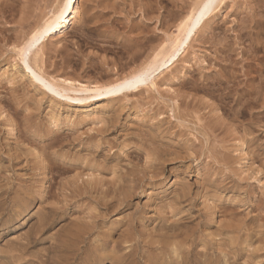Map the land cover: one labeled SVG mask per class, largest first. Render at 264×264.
Instances as JSON below:
<instances>
[{"label":"rangeland","instance_id":"obj_1","mask_svg":"<svg viewBox=\"0 0 264 264\" xmlns=\"http://www.w3.org/2000/svg\"><path fill=\"white\" fill-rule=\"evenodd\" d=\"M200 1L76 0L66 28L46 37L25 63L19 49L66 0H0V264H264V0H214L208 21L174 48V58L150 76L147 88L120 102L84 91L65 93L78 100H54L27 69L81 90L134 74L154 54L185 40L182 25ZM50 139L57 142L45 147ZM13 153L18 160L7 159ZM70 162L82 168L74 169L77 176L83 172L82 181L110 182L124 174L130 180L135 172L142 186L128 208L107 213L96 204L100 192L80 191L72 200ZM49 208L61 218L53 227L45 225ZM72 221L97 224L82 251L63 243Z\"/></svg>","mask_w":264,"mask_h":264},{"label":"bare ground","instance_id":"obj_2","mask_svg":"<svg viewBox=\"0 0 264 264\" xmlns=\"http://www.w3.org/2000/svg\"><path fill=\"white\" fill-rule=\"evenodd\" d=\"M213 1L214 0H202V1H200L199 3H198V6L197 7H195L194 8V10L191 12V14L186 18V21H185V23L183 24V22H182V36H183V38L185 37V40L184 41H180V43H178L177 45H176V43L175 42H173V43H175V45H173L172 46V48L173 49H171L172 51H169V53H167V54H162V53H160V52H163V51H157V52H159L160 53V55H159V53H156V54H154V56H153V58H152V60L148 63V65L145 67L144 66V68H142L141 70H139L138 72H133L134 74H131V75H128V76H125V77H123V78H121V79H118V80H113V82H110V81H108V82H106L107 84H102V85H95L94 86V89L93 88H89V89H86V88H84V89H76V88H67V87H65L64 85H59V84H57V83H54L53 81L52 82H50V81H47L46 79H45V77H43V75L41 74V73H38V72H36L32 67H30V66H27V69L29 70V72L31 73V75H32V77L35 79V81H37L38 83H41L45 88H47V90L49 91V92H51L52 93V98L54 99V100H57V101H61L62 99H64L65 97L67 98V99H71V100H78L77 98H75V96L74 97H69V96H67V94H65V93H67V92H73V93H79V92H92L93 93V95L92 96H94V97H104V98H106L107 100H109V101H116V100H121L122 98H125V97H127L128 95H131V94H135V93H139V92H141L142 90H143V88H145L146 86H147V83H148V81H149V79H150V76L152 75V74H154L156 71H158L164 64H166V62H168V61H171L172 60V58H174V56H175V47L176 46H181L182 47V45H184L185 43H186V41L188 40V38L190 37V35L194 32V30L200 25V23L201 24H204V21L209 17V15H210V13H211V11H212V8H213V5H212V3H213ZM216 1V0H215ZM214 1V2H215ZM221 1H223V0H221ZM220 1V2H221ZM75 2H76V0H66V3L64 4V6L61 8V10H58V12L55 14V15H53V17L52 18H50L49 20H47V21H45L44 22V24H43V26H41L40 28H38V30H35L32 34H31V36H30V38L24 43V45L23 46H21V48L19 49V54L23 57V61L26 63V62H28V60H30V55L32 54V55H37V53H35V48H37L39 45H41L42 43H43V41H44V39L46 38V37H51V35H53V34H56V33H59V32H62L65 28H66V23H67V21H68V19H70L69 17H70V15L73 13V11H74V4H75ZM198 2V1H197ZM226 3V2H225ZM214 4V3H213ZM222 4V3H221ZM194 5V4H193ZM218 5V4H217ZM224 5V4H223ZM222 5V6H223ZM195 6V5H194ZM193 7V6H192ZM224 7V6H223ZM216 7H214L213 9H215ZM212 14V13H211ZM207 21H208V19H207ZM206 21V22H207ZM200 28L202 27V26H199ZM198 29V28H197ZM181 36V37H182ZM180 37V38H181ZM172 43V44H173ZM154 50V49H153ZM164 50H167V48L166 49H164ZM165 53V52H164ZM35 61H34V64H35V66L36 67H38V59L36 58V59H34ZM31 62H32V59H31ZM33 64V65H34ZM26 67V66H25ZM112 69V68H111ZM119 69V68H118ZM122 69V68H121ZM138 70V69H137ZM5 76V75H4ZM152 77V76H151ZM4 78V77H3ZM60 79V78H59ZM7 80V79H6ZM9 80V79H8ZM11 80V79H10ZM60 81V80H59ZM6 82V81H5ZM64 82V81H63ZM69 82V81H68ZM159 82V81H158ZM12 83H13V81H12ZM71 83V82H70ZM72 85V84H71ZM12 86V85H11ZM147 88V87H146ZM9 89H11V88H9ZM149 89V88H148ZM145 92V91H144ZM69 94V93H68ZM46 95V94H45ZM89 97H91V96H89ZM31 99V98H30ZM85 99V98H84ZM15 100V99H14ZM17 101V100H16ZM125 101V100H124ZM120 102V101H119ZM123 103V102H122ZM122 103H121V105H122ZM118 105V104H117ZM117 105H116V107H117ZM115 106V105H114ZM124 106V105H123ZM24 107V106H23ZM110 107V106H109ZM118 108V107H117ZM17 110H18V108H16ZM105 109V108H104ZM124 109H125V107H124ZM123 109V107H122V109L120 110L119 109V111H122V110H124ZM16 110V111H17ZM21 111V110H20ZM108 111V110H107ZM113 111V110H112ZM111 111V112H112ZM117 111V110H116ZM2 112V111H1ZM105 112V111H104ZM115 112V111H114ZM16 113V112H15ZM27 113V112H26ZM120 113H122V112H119V114ZM22 114V113H21ZM3 115L4 114H2V116H0V117H3ZM36 115H37V113H36ZM117 115V114H116ZM19 116V115H18ZM26 119H30L31 118V116L29 115V114H24L23 115ZM33 116V115H32ZM114 116V115H113ZM149 116V115H148ZM156 116V115H155ZM116 117V119H117V117H118V115L117 116H115ZM114 117V118H115ZM150 117V116H149ZM18 118V117H17ZM109 118H111V117H109ZM114 118H113V121H114ZM148 118V117H147ZM23 119V118H22ZM106 119V118H105ZM20 120H21V118H20ZM118 120V119H117ZM33 121H35V120H33ZM37 121V120H36ZM148 121V120H147ZM146 121V122H147ZM15 122V121H14ZM28 122V121H27ZM26 122V123H27ZM61 122V121H60ZM84 122H85V120H84ZM143 122V121H142ZM150 122H151V120H150ZM3 123V122H2ZM10 123V122H9ZM8 123V124H9ZM54 123V122H53ZM74 123V122H73ZM81 123V122H80ZM79 122H78V124H80ZM105 123V122H104ZM159 123V122H158ZM157 123V124H158ZM7 124V123H6ZM5 124V125H6ZM12 124V123H11ZM37 124V123H36ZM70 124V123H69ZM68 124V125H69ZM108 124V123H107ZM26 125V124H25ZM56 125H57V123H56ZM64 125H67V124H65L64 123ZM106 125V124H105ZM119 125V124H118ZM161 125V123L159 124V126ZM23 126V125H22ZM39 126V125H38ZM60 126V125H59ZM74 126V125H73ZM54 127V126H53ZM63 127V126H62ZM105 127V126H104ZM110 127V126H109ZM114 127V126H113ZM112 127V128H113ZM118 127V126H117ZM147 127V126H146ZM155 127V126H154ZM19 128H21V127H19ZM27 128H29V127H27ZM36 128V127H35ZM41 128V127H40ZM68 128H69V126H68ZM111 128V127H110ZM110 128H108V129H110ZM159 128V127H158ZM67 129V128H66ZM78 129V128H77ZM82 129V128H81ZM114 129V128H113ZM142 129H143V127H142ZM156 129V128H155ZM12 130V129H11ZM27 129H25L24 131H26ZM38 130V129H37ZM41 130V129H40ZM43 130V129H42ZM56 130V129H55ZM69 130V129H68ZM75 130V129H74ZM104 130V129H103ZM125 130V129H124ZM139 130H140V128H139ZM158 130V129H157ZM206 130V129H205ZM204 130V131H205ZM23 131V132H24ZM35 131V130H34ZM52 131V130H51ZM59 131V130H58ZM95 131H96V129H95ZM99 131H101V130H99ZM106 131H108V130H106ZM130 131V130H129ZM128 131V132H129ZM145 131V130H144ZM162 131V130H161ZM203 131V132H204ZM0 132H1V130H0ZM37 132V131H36ZM53 132V131H52ZM56 132V131H55ZM61 132V131H60ZM139 132V131H138ZM142 132V131H141ZM14 133V132H13ZM18 133V132H17ZM28 133V132H27ZM35 133V132H34ZM33 133V134H34ZM68 133H70V132H68ZM75 133V132H74ZM77 133V135H79L78 133H79V131L78 132H76ZM93 133H94V131H93ZM99 133V132H98ZM103 134H104V132H102ZM106 133V132H105ZM113 133V132H112ZM150 133V132H149ZM162 133V132H161ZM168 133V132H167ZM20 134V133H19ZM65 134V133H64ZM67 134V133H66ZM72 134V133H71ZM82 135H84L83 133H81ZM95 134H97V131H96V133ZM131 134V133H130ZM137 133H135V135H136ZM139 134V133H138ZM148 134V133H147ZM10 135H12V133L10 134ZM21 135V134H20ZM50 135V134H49ZM101 135V134H100ZM129 135V134H128ZM133 135V134H132ZM134 135V136H135ZM149 135V134H148ZM156 135V134H155ZM159 135H160V133H159ZM165 135V134H164ZM206 135V134H205ZM55 136V135H54ZM58 136V135H57ZM125 136V135H124ZM138 136V135H137ZM136 136V137H137ZM150 136V135H149ZM168 136V135H167ZM22 137V136H21ZM32 137H34V136H32ZM31 137V138H32ZM37 137V136H36ZM78 137V136H77ZM90 137V136H89ZM91 137H92V135H91ZM100 137V136H99ZM101 137H102V135H101ZM105 137V136H104ZM154 137V136H153ZM164 137V136H163ZM175 137V136H174ZM39 138H40V136H39ZM38 138V139H39ZM52 138V137H51ZM55 138V137H54ZM76 138V137H75ZM74 138V139H75ZM86 138V137H85ZM84 138V139H85ZM88 138V137H87ZM103 138V137H102ZM158 138H160V137H158ZM169 138V137H168ZM42 139V138H41ZM46 139V138H45ZM151 139H153V138H151ZM155 139V138H154ZM165 139H167V138H165ZM3 140H5V138H3ZM27 140V139H26ZM156 140V139H155ZM170 140V139H169ZM40 141H42V140H40ZM66 141V140H65ZM79 141H80V139H79ZM83 141V140H82ZM109 141V140H108ZM143 141V140H142ZM141 141V142H142ZM151 141V140H150ZM185 141V140H184ZM188 141V140H187ZM1 142V141H0ZM5 142V141H4ZM39 142V141H38ZM57 141H56V139L54 140V139H50L49 140V143L47 144V145H45V147H47V146H50V145H53V144H55ZM60 142V141H59ZM71 142H73V141H71ZM76 142V141H75ZM101 142V141H100ZM106 142V141H105ZM152 143H150L151 145L154 143L155 144V142H153V140L151 141ZM2 143H3V141H2ZM6 143V142H5ZM8 143V142H7ZM35 143V142H34ZM74 143V142H73ZM80 143V142H79ZM85 143H87V142H85ZM90 143H92V142H90ZM102 143V142H101ZM159 143V142H158ZM82 144H83V142H82ZM172 144V143H171ZM12 145V144H11ZM16 145V144H15ZM65 145V144H64ZM63 145V146H64ZM85 145V144H84ZM106 145V144H105ZM166 145H168V144H166ZM191 145V144H190ZM61 146H62V144H61ZM80 146V145H79ZM94 146V145H93ZM182 146V145H181ZM188 146V145H187ZM4 147V146H3ZM7 147V146H6ZM5 147V148H6ZM11 147V146H10ZM19 147V146H18ZM42 147V146H41ZM69 147V146H68ZM68 147H67V149H68ZM70 147H72V145L70 146ZM69 147V148H70ZM95 147V146H94ZM106 147V146H105ZM149 147V146H148ZM156 147V146H155ZM154 147V148H155ZM162 147V146H161ZM191 147V146H190ZM193 147V146H192ZM63 148V147H62ZM92 148V147H91ZM102 148V147H101ZM171 148V147H170ZM176 148V147H175ZM178 148V147H177ZM2 148L0 147V150H1ZM12 149V148H11ZM16 149H19V148H17L16 147ZM16 149H14V152H15V150ZM49 149V148H48ZM52 149V148H51ZM59 149V148H58ZM156 149V148H155ZM186 149V148H185ZM187 149H188V147H187ZM5 150V149H4ZM60 150V149H59ZM64 150V149H63ZM103 150H104V148H103ZM129 150V149H128ZM165 150V149H164ZM178 150V149H177ZM8 151V150H7ZM6 151V152H7ZM20 151V150H19ZM22 151H24V150H22ZM57 151V150H56ZM81 150H79V152H80ZM86 151V150H85ZM88 151V150H87ZM91 151V150H90ZM146 151V150H145ZM167 151V150H166ZM170 151V150H169ZM183 151H184V149H183ZM186 151V150H185ZM191 151H192V149H191ZM194 151V150H193ZM9 152V151H8ZM13 152V151H12ZM16 152H17V150H16ZM47 152V151H46ZM52 152V151H51ZM66 152V151H65ZM71 152H72V150H71ZM70 152V153H71ZM89 152V151H88ZM143 152V151H142ZM157 152H158V149H157ZM188 152V154H189V150L187 151ZM11 153V152H10ZM19 153V152H18ZM17 153V154H18ZM28 153H30V152H28ZM104 153V152H103ZM102 153V154H103ZM164 153V152H163ZM162 153V154H163ZM167 153V152H166ZM172 153V152H171ZM174 153H176L177 154V152H174ZM182 153V152H181ZM14 154V153H13ZM45 154V153H44ZM50 154H54V152L53 153H50ZM78 154V153H77ZM77 154H76V157H77ZM88 154V153H87ZM92 154V153H91ZM141 154V153H140ZM158 154H160V153H158ZM178 154H179V151H178ZM190 154H193V152L192 153H190ZM194 154H195V152H194ZM198 154V153H197ZM202 154V153H201ZM238 154V153H237ZM18 155H20V154H18ZM22 155V154H21ZM38 155H39V153H38ZM37 155V156H38ZM65 155V154H64ZM85 155H86V153H85ZM104 155V154H103ZM145 155H148V154H146V152H145ZM167 155V154H166ZM169 155V154H168ZM171 156H174L173 154H170ZM182 155V154H181ZM187 155V153L186 154H184V156H186ZM9 156V158H7V159H9V160H12V159H16V160H18L19 158L17 157V155H8ZM22 156H24V155H22ZM28 156H29V154H28ZM36 156V157H37ZM47 156V155H46ZM50 156V155H49ZM53 156V155H52ZM51 156V157H52ZM60 156H62V155H60ZM81 156V155H80ZM95 156V155H94ZM124 156V155H123ZM122 156V157H123ZM148 156H150V155H148ZM154 156V155H153ZM165 156V155H164ZM170 156V157H171ZM20 157V156H19ZM33 157V156H32ZM54 157V156H53ZM63 157V156H62ZM62 157H61V159H62ZM65 157V156H64ZM67 157V156H66ZM71 157V156H70ZM74 157V156H73ZM75 157V158H76ZM92 157H93V155H92ZM99 157H101V156H99ZM110 157V156H109ZM112 157V156H111ZM117 157V156H116ZM119 157V156H118ZM121 157V156H120ZM167 157H169V156H167ZM175 157V156H174ZM177 157V156H176ZM178 157H180V156H178ZM197 157V156H196ZM201 157V156H200ZM46 158V157H45ZM85 158V157H84ZM83 158V159H84ZM97 158V157H96ZM106 158V157H105ZM104 158V159H105ZM155 158V157H154ZM153 158V159H154ZM160 158H161V156H160ZM186 158H188L189 159V156L188 157H186ZM264 158V157H263ZM0 159H2V158H0ZM22 159V158H21ZM42 159V158H41ZM44 159V158H43ZM64 159V158H63ZM62 159V160H63ZM71 159V158H70ZM73 159V158H72ZM82 159V158H81ZM80 159V160H81ZM86 159H87V157H86ZM152 159V160H153ZM157 159V158H156ZM158 159H159V157H158ZM163 160H165V162H166V160L167 159H165V158H162ZM170 159V158H169ZM171 159H173V158H171ZM178 159V158H177ZM180 159H181V157H180ZM4 160H5V158H4ZM45 160V159H44ZM47 160V159H46ZM54 160H55V158H54ZM64 160H66V159H64ZM106 160V159H105ZM117 160V159H116ZM152 160H151V162H152ZM161 160V159H160ZM159 160V161H160ZM175 160V159H174ZM182 160V159H181ZM8 161V160H7ZM38 161V160H37ZM50 161H51V158H50ZM67 161V160H66ZM68 161H69V159H68ZM72 161V160H71ZM78 161H79V157H78ZM82 161H84V160H82ZM109 161V160H108ZM123 161H125V160H123ZM158 161V160H157ZM168 161V160H167ZM170 161V160H169ZM183 161V160H182ZM1 162V161H0ZM23 162V161H22ZM28 162H30L29 160H28ZM33 162V161H32ZM74 162H76V161H74ZM105 162V161H104ZM122 162V161H121ZM120 162V163H121ZM155 162V161H154ZM163 162V161H162ZM164 162V163H165ZM175 162V161H174ZM9 163V162H8ZM14 163V162H13ZM37 163V162H36ZM53 163H54V161H53ZM63 163V162H62ZM61 163V164H62ZM81 163V162H80ZM117 163V162H116ZM119 163V162H118ZM150 163V162H149ZM155 163H157V162H155ZM20 164V163H19ZM60 164V165H61ZM64 164V163H63ZM66 164V163H65ZM83 164V163H82ZM90 164V163H89ZM88 164V166H91V164L89 165ZM106 164V163H105ZM172 164H174V163H172ZM27 165V164H26ZM41 165H43L42 163H41ZM150 165H151V163H150ZM161 165H162V163H161ZM164 165V164H163ZM8 166H9V164H8ZM11 166V165H10ZM9 166V167H10ZM43 166H45L44 168H47V165H43ZM53 166V165H52ZM94 166H95V164H94ZM97 166H98V164H97ZM96 166V167H97ZM104 166H106V165H104ZM156 166V165H155ZM3 167V166H2ZM36 167V166H35ZM100 167V166H99ZM107 167V166H106ZM109 167V166H108ZM152 168H153V165L151 166ZM166 167V166H165ZM22 168H23V165H22ZM38 168V167H37ZM54 168V167H53ZM56 168V167H55ZM59 168V167H58ZM60 168H61V166H60ZM65 169H66V167H64ZM64 168H61V169H63V172H64ZM69 170L71 169V170H74V169H76V168H79V165H77L76 163H69ZM81 168V167H80ZM79 168V169H80ZM85 168V167H84ZM112 168V167H111ZM110 168V169H111ZM143 168V167H142ZM144 168H145V166H144ZM143 168V169H144ZM148 168V167H147ZM156 168V167H155ZM206 168V167H205ZM1 169V168H0ZM5 169H7V168H5ZM13 169V168H12ZM28 169V168H27ZM26 169V170H27ZM82 169V168H81ZM101 169V168H100ZM107 169V168H106ZM106 169H104V174H105V170ZM151 169V168H150ZM159 169V168H158ZM212 169V168H211ZM67 170V169H66ZM68 170V171H69ZM112 170V169H111ZM130 170H132V169H130ZM141 170V169H140ZM208 170H209V168H208ZM29 171H31V170H29ZM38 171V170H37ZM79 171V170H78ZM135 171V170H134ZM145 171V170H144ZM147 171H149V170H147ZM211 171V170H210ZM235 171V170H234ZM32 172V171H31ZM46 172V171H45ZM66 172V171H65ZM74 172H75V170H74ZM80 172V171H79ZM79 172H78V174H77V172H75V176H73V177H76L75 179H74V181L72 182V183H70L69 182V184L67 185V187L69 188H67V190H69V191H71V196H72V200H74L75 201V199L77 198H80L81 196H82V193H80V191H84V192H86V194L87 195H89L88 193H87V191H89L90 192V190H94V191H97V192H100V198L96 201V204L98 205V206H100V207H102V208H104L103 210H105V212L107 211V213H109V210L112 212L113 210H120V209H123V207H127L128 208V206H130V200H129V198H131L132 197V195L135 193V191L137 190V189H139V188H141V181H142V178H143V176L141 177V176H135V172H134V175L133 176H130V177H132V179H128V174H124V175H120V176H118V178H114V180H112V181H110V182H104L103 180H101V179H99V177H97V180L92 184L91 183V181H93V180H91L90 179V181H86L85 180V178H84V180L82 181V176H83V172H82V176H77V175H79ZM98 172V171H97ZM102 172V171H101ZM108 172V171H107ZM35 173V172H34ZM40 173V172H39ZM43 173V172H42ZM41 173V175H43ZM128 173V172H127ZM142 173V172H141ZM155 174H156V172H154ZM37 174H38V172H37ZM36 174V175H37ZM72 174V173H71ZM107 174V173H106ZM113 174H114V172H113ZM162 174V173H161ZM33 175V174H32ZM73 175V174H72ZM127 175V176H126ZM144 175V174H143ZM147 175V174H146ZM156 175H158V174H156ZM18 176V175H17ZM16 176V177H17ZM31 176V175H30ZM29 176V177H30ZM100 176V175H99ZM155 176V175H154ZM262 176V175H261ZM22 177V176H21ZM48 177V176H47ZM84 177V176H83ZM91 177V176H90ZM89 177V178H90ZM115 177V176H114ZM149 177V179H150V176H147V178ZM31 178H32V176H31ZM54 178V177H53ZM113 178V177H112ZM144 178H145V176H144ZM146 178V179H147ZM152 178V177H151ZM209 178V177H208ZM41 179H43V177L41 178ZM40 180V179H39ZM38 181V180H37ZM41 181V180H40ZM46 181V180H45ZM106 181H108V180H106ZM130 181V184L128 183ZM209 181V180H208ZM57 182V181H56ZM26 183V182H25ZM33 183V182H32ZM58 183V182H57ZM19 185V184H18ZM25 185V184H24ZM30 185V184H29ZM146 185V184H145ZM32 186H34V185H32ZM31 186V187H32ZM63 186V185H62ZM20 187V186H19ZM22 187V186H21ZM24 187V186H23ZM29 187L30 186H28L27 187V189H29ZM46 187V186H45ZM48 188H53L54 187V184L53 183H49L48 184V186H47ZM65 187V186H64ZM56 188H57V186H56ZM23 189H25V188H23ZM40 189V188H39ZM58 189V188H57ZM64 189V188H63ZM34 190V189H33ZM55 190V189H54ZM65 190V189H64ZM66 190V191H67ZM29 191H30V189H29ZM28 191V192H29ZM42 191V190H41ZM48 191V190H47ZM53 191V190H52ZM58 191V190H57ZM60 191H61V188H60ZM32 192V191H31ZM30 192V193H31ZM56 192V191H55ZM62 192V191H61ZM92 192V191H91ZM90 192V193H91ZM132 192V193H131ZM141 192V191H140ZM29 193V194H30ZM50 193V192H49ZM53 193V192H52ZM58 193H60V192H58ZM70 193V192H69ZM130 193H131V195H130ZM187 193H189V191L187 192ZM197 193V192H196ZM41 194V193H40ZM137 194V193H136ZM194 194V193H193ZM70 195V194H69ZM91 195V194H90ZM198 195V194H197ZM44 196V195H43ZM51 196V195H50ZM53 196H54V194H53ZM58 196V195H57ZM181 196V195H180ZM185 196H187V195H185ZM196 196V195H195ZM208 196H210V195H208ZM213 196H214V194H213ZM41 197V196H40ZM49 197V196H48ZM99 197V196H98ZM97 197V198H98ZM24 198V197H23ZM46 198V197H45ZM70 198V197H69ZM74 198V199H73ZM94 198V197H93ZM136 198V197H135ZM183 198H185L184 196H183ZM190 198V197H189ZM49 199V198H48ZM53 199V198H52ZM71 199V198H70ZM76 199V200H77ZM188 199V198H187ZM61 200V199H60ZM94 200V199H93ZM178 200V199H177ZM184 200V199H183ZM196 200V199H195ZM45 201V200H44ZM71 201V200H70ZM160 202H162V201H160ZM54 203V202H53ZM166 204V203H165ZM50 204L48 203V206H49ZM54 206V205H53ZM49 207H52V206H49ZM56 207H57V205H56ZM89 207V206H88ZM185 207V206H184ZM54 208V207H53ZM59 208V207H58ZM63 208V207H62ZM90 208V207H89ZM101 208V209H102ZM50 209V208H49ZM57 209V208H56ZM56 209H50L51 210V212H52V214L51 213H49L50 215H51V217H52V219H51V221H49V222H47L45 225L46 226H49V225H51L52 227H53V224L56 222V220L57 221H59L61 218H60V216H58V215H56V213H55V210ZM60 209H61V207H60ZM47 210V209H46ZM45 210V211H46ZM56 211H58V210H56ZM91 211V210H90ZM105 212H104V215L105 216H107L106 214H105ZM196 212V211H195ZM203 212V211H202ZM94 213V212H93ZM101 213V212H100ZM171 213V212H170ZM173 213V212H172ZM99 214V213H98ZM203 214V213H202ZM215 214V213H214ZM97 215V214H96ZM102 215V214H101ZM204 215V214H203ZM48 216V213H46V216L45 217H47ZM93 216V215H92ZM206 216V215H205ZM86 217V216H85ZM97 216H95V217H93V219L94 218H96ZM101 216H99V218H100ZM140 217V216H139ZM164 217V216H163ZM200 217H202V215L200 216ZM60 218V219H59ZM98 218V217H97ZM98 218V219H99ZM131 218V217H130ZM146 218V217H145ZM206 218V217H205ZM74 219V218H73ZM120 219V218H119ZM161 219V218H160ZM184 219V218H183ZM212 219V218H211ZM255 219V218H254ZM45 220V219H44ZM50 220V219H49ZM91 221H92V219H90ZM130 220V219H129ZM132 220H133V218H132ZM213 220V219H212ZM253 220V219H252ZM81 221V220H80ZM90 221V222H91ZM131 221V220H130ZM135 221V220H134ZM133 221V222H134ZM161 221H162V219H161ZM160 221V222H161ZM208 221V220H207ZM75 222H77V221H72V225H73V228H71V229H69V230H65L66 232L62 235V240H63V243L64 242H66V244H70V242H72L73 244H74V246H75V248L77 249V250H80V248L83 246H86V245H90L91 244V241H90V237L94 234V232L96 231V229H97V224H96V222H89V223H85V221L83 222H77V223H75ZM88 222V221H87ZM124 222V221H123ZM140 222V221H139ZM144 222V221H143ZM185 222V221H184ZM104 223V222H103ZM154 223V222H153ZM43 224H44V222H43ZM122 224V223H121ZM134 224V223H133ZM117 225V224H116ZM115 225V226H116ZM120 225V224H119ZM125 225V224H124ZM131 225V224H130ZM139 225V224H138ZM162 225V224H161ZM164 225V224H163ZM206 225H208V224H206ZM43 226V225H42ZM45 226V227H46ZM114 226V227H115ZM170 226V225H169ZM178 225L176 224L175 225V227H177ZM224 226V225H223ZM40 227V226H39ZM101 227V226H100ZM118 227V226H117ZM130 227H132V226H130ZM136 227V226H135ZM141 227V226H140ZM146 227V226H145ZM162 227V226H161ZM167 227H168V225H167ZM166 226H165V228H167ZM171 227V226H170ZM220 227V226H219ZM237 227V226H236ZM41 228V227H40ZM40 228H38V230L40 229ZM82 228H84V229H86V230H84V229H82ZM113 228V227H112ZM174 228V227H173ZM187 228V227H186ZM225 228V227H224ZM238 228V227H237ZM49 229V228H48ZM113 229H115V228H113ZM137 229H138V227H137ZM143 229V228H142ZM168 229V228H167ZM177 229V228H176ZM175 229V230H176ZM218 229V228H217ZM227 229V228H226ZM230 229V228H229ZM140 230V229H139ZM169 230V229H168ZM188 230V229H187ZM228 230V229H227ZM238 230V229H237ZM240 230V229H239ZM41 231V230H40ZM46 231V230H45ZM133 231H135V229L133 230ZM163 231V230H162ZM218 231V230H217ZM230 231V230H229ZM113 232V231H112ZM153 232V231H152ZM168 232V231H167ZM171 232V231H170ZM169 232V233H170ZM226 232V231H225ZM235 232H238V231H235ZM260 232V231H259ZM60 233V232H59ZM135 233V232H134ZM141 233V232H140ZM223 233V232H222ZM258 233V232H257ZM256 233V234H257ZM260 233H262V232H260ZM109 234V233H108ZM113 234H114V232H113ZM142 234V233H141ZM110 235V234H109ZM136 235V234H135ZM138 236H139V234H137ZM183 235V234H182ZM188 235V234H187ZM191 235V234H190ZM221 235V234H220ZM255 235V234H254ZM261 235V234H260ZM108 236V235H107ZM170 236H171V234H170ZM189 236V235H188ZM192 236V235H191ZM262 236V235H261ZM264 236V235H263ZM262 236V237H263ZM56 237V236H55ZM159 237H162V235L161 236H159ZM167 237V236H166ZM198 237V236H197ZM257 237V236H256ZM262 237H260V238H262ZM110 238V237H109ZM199 238V237H198ZM201 238V237H200ZM25 239V238H24ZM104 239V238H103ZM138 239H140V238H138ZM166 239V238H165ZM168 239V238H167ZM197 239V238H196ZM203 239V238H202ZM40 240V239H39ZM164 240V239H163ZM209 239H207V241H208ZM261 240V239H260ZM35 241H38L37 239L35 240ZM42 241V240H41ZM101 241V240H100ZM113 241V240H112ZM121 241V240H120ZM135 241H136V239H135ZM164 241H166V240H164ZM206 241V242H207ZM210 241V240H209ZM61 242V241H60ZM118 242V241H117ZM116 242V243H117ZM192 242H193V239H192ZM196 242V241H195ZM199 242H202V241H199ZM118 243H120V242H118ZM117 243V244H118ZM122 243V242H121ZM150 243V242H149ZM208 243V242H207ZM207 243H205V245H207ZM65 244V246H67ZM102 244L103 245H107V244H109V242L106 240V238H105V240L104 241H102ZM140 244V243H139ZM145 244H147V243H145ZM167 244V243H166ZM175 244V243H174ZM181 244H182V242H181ZM193 244V243H192ZM201 244H203V243H201ZM209 244V243H208ZM93 245V244H92ZM135 245H137V243L135 244ZM142 245H144L143 244V242H142ZM141 245V246H142ZM153 245V244H152ZM196 245V244H195ZM20 246V245H19ZM71 246V245H70ZM151 246V245H150ZM170 246V245H169ZM168 246V247H169ZM194 246V245H193ZM196 246H198V245H196ZM233 246H236V245H233ZM58 247H60V246H58ZM68 247V246H67ZM90 247V246H89ZM96 247V246H95ZM102 247V246H101ZM114 247V246H113ZM117 248H118V246H116ZM147 247V246H146ZM157 247V246H156ZM163 247V246H162ZM205 247V246H204ZM237 247H238V245H237ZM66 248V247H65ZM71 248V247H70ZM70 248H69V250H70ZM134 248V247H133ZM144 248H145V246H144ZM149 248V247H148ZM165 248H166V246H165ZM180 248V247H179ZM190 248H191V246H190ZM196 248V247H195ZM205 248H207V247H205ZM230 248H232V247H230ZM25 249V248H24ZM149 249H151V247L149 248ZM148 249V250H149ZM158 249V248H157ZM168 249V248H167ZM172 249V248H171ZM210 249H211V246H210ZM213 249V248H212ZM238 249H239V247H238ZM237 249V250H238ZM243 249H245V248H243ZM65 250V249H64ZM68 250V249H67ZM72 250H74V251H77V250H75V249H72ZM119 250V249H118ZM120 250H122V249H120ZM132 250V249H131ZM130 250V251H131ZM152 250V249H151ZM175 250V249H174ZM209 250V249H208ZM207 250V251H208ZM232 250V249H231ZM234 250V249H233ZM237 250H234V251H236L237 252ZM63 251V250H62ZM81 251H82V248H81ZM84 251V250H83ZM143 251V250H142ZM146 251V250H145ZM154 251V250H153ZM161 251H163V250H161ZM165 251V250H164ZM168 251V250H167ZM166 251V252H167ZM171 251V250H170ZM172 251H173V249H172ZM195 251H197V250H195ZM195 251L193 250V253H195ZM205 251V250H204ZM239 251V250H238ZM257 251H259V249H257ZM256 251V252H257ZM67 252V251H66ZM89 252V251H88ZM134 252V251H133ZM149 252V251H148ZM221 252V251H220ZM223 252V251H222ZM235 252V253H236ZM255 252V250L254 251H252V253H254ZM38 253V252H37ZM81 253V252H80ZM91 253H93V254H95L94 252H91ZM141 253V252H140ZM147 253V252H146ZM156 253H158V252H156ZM171 253V252H170ZM172 253H174V252H172ZM187 253V252H186ZM189 253V252H188ZM192 253V254H193ZM197 253V252H196ZM195 253V254H196ZM199 253V252H198ZM202 253V252H201ZM204 253H206V252H204ZM240 253H241V251H240ZM243 253V252H242ZM251 253V254H252ZM39 254V253H38ZM50 254V253H49ZM88 254V253H87ZM130 254V253H129ZM133 254V253H132ZM139 254V253H138ZM150 254L152 255V253L150 252ZM149 254V255H150ZM191 254V253H190ZM239 254V253H238ZM77 255V254H76ZM78 255H79V253H78ZM81 255V254H80ZM86 255V254H85ZM127 255V254H126ZM148 255V254H147ZM158 255H159V253H158ZM161 255V254H160ZM159 255V256H160ZM165 255H167V254H165ZM169 255V254H168ZM189 255V254H188ZM194 255V254H193ZM199 255V254H198ZM198 255L196 256V257H198ZM240 255V254H239ZM74 256V255H73ZM72 256V257H73ZM170 256V255H169ZM168 256V257H169ZM205 256V255H204ZM218 256V255H217ZM238 256V255H237ZM90 257V256H89ZM93 257V256H92ZM136 257V256H135ZM139 257H140V255H139ZM138 257V258H139ZM151 257V256H150ZM171 258H172V256H170ZM169 257V258H170ZM191 257V256H190ZM190 257H188L189 259H190ZM200 257V256H199ZM253 257H255V256H253ZM99 258H101V257H99ZM152 258H155V256H152ZM91 259V258H90ZM121 259V258H120ZM173 259V258H172ZM76 260V259H75ZM103 260V259H102ZM142 260V259H141ZM156 260V259H155ZM187 260V259H186ZM196 260V259H195ZM87 261V260H86ZM161 261V260H160ZM189 261V260H188ZM144 262V261H143ZM183 262V261H182ZM187 262V261H186ZM190 262V261H189ZM200 262V261H199ZM203 262V261H202ZM24 263V262H23ZM88 263V262H87ZM93 263V262H92ZM97 263V262H96ZM125 263H126V261H125ZM139 263V262H138ZM142 263V262H141ZM145 263V262H144ZM83 264H84V262H83ZM91 264V263H90ZM184 264V263H183ZM186 264V263H185Z\"/></svg>","mask_w":264,"mask_h":264}]
</instances>
